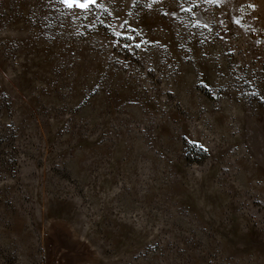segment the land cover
<instances>
[{
    "label": "rangeland",
    "instance_id": "rangeland-1",
    "mask_svg": "<svg viewBox=\"0 0 264 264\" xmlns=\"http://www.w3.org/2000/svg\"><path fill=\"white\" fill-rule=\"evenodd\" d=\"M0 264H264V0H0Z\"/></svg>",
    "mask_w": 264,
    "mask_h": 264
},
{
    "label": "snow or ice",
    "instance_id": "snow-or-ice-1",
    "mask_svg": "<svg viewBox=\"0 0 264 264\" xmlns=\"http://www.w3.org/2000/svg\"><path fill=\"white\" fill-rule=\"evenodd\" d=\"M59 2L68 8L79 7L81 9L88 10L91 6L97 3V0H59ZM236 23H239V21H236ZM138 46L139 45H137V47ZM125 47H127V45H125Z\"/></svg>",
    "mask_w": 264,
    "mask_h": 264
}]
</instances>
